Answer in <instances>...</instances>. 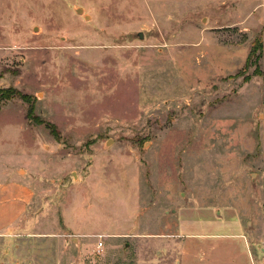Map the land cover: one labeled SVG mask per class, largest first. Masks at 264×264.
<instances>
[{
    "label": "rangeland",
    "instance_id": "rangeland-1",
    "mask_svg": "<svg viewBox=\"0 0 264 264\" xmlns=\"http://www.w3.org/2000/svg\"><path fill=\"white\" fill-rule=\"evenodd\" d=\"M0 89L29 98L1 105L0 158L36 194L0 264H180L220 220L262 232L264 0H0Z\"/></svg>",
    "mask_w": 264,
    "mask_h": 264
},
{
    "label": "crops",
    "instance_id": "crops-1",
    "mask_svg": "<svg viewBox=\"0 0 264 264\" xmlns=\"http://www.w3.org/2000/svg\"><path fill=\"white\" fill-rule=\"evenodd\" d=\"M23 167V162L10 166L8 158H0V241H7L18 227L29 226L31 219L26 218L35 216L36 194ZM218 225L228 231L210 235L208 259L203 248H196V261L191 262V250L197 243L182 237L180 264H264V225L261 233L247 231L238 222L220 220Z\"/></svg>",
    "mask_w": 264,
    "mask_h": 264
},
{
    "label": "trees",
    "instance_id": "trees-1",
    "mask_svg": "<svg viewBox=\"0 0 264 264\" xmlns=\"http://www.w3.org/2000/svg\"><path fill=\"white\" fill-rule=\"evenodd\" d=\"M14 97H19L23 101L29 100V98L27 96L20 94V92L14 90V89H6V90L0 89V108H1L2 103L6 102V101H10ZM32 112H33V108L30 107L28 110V116L29 117L31 116Z\"/></svg>",
    "mask_w": 264,
    "mask_h": 264
},
{
    "label": "built area",
    "instance_id": "built-area-1",
    "mask_svg": "<svg viewBox=\"0 0 264 264\" xmlns=\"http://www.w3.org/2000/svg\"><path fill=\"white\" fill-rule=\"evenodd\" d=\"M97 238L99 239L98 246L102 247L103 246V242H102L103 236H98Z\"/></svg>",
    "mask_w": 264,
    "mask_h": 264
},
{
    "label": "water",
    "instance_id": "water-1",
    "mask_svg": "<svg viewBox=\"0 0 264 264\" xmlns=\"http://www.w3.org/2000/svg\"><path fill=\"white\" fill-rule=\"evenodd\" d=\"M81 10H79L78 12H80ZM138 37L140 38V39H143V34L142 33H140V34H138ZM263 252H264V250H263Z\"/></svg>",
    "mask_w": 264,
    "mask_h": 264
}]
</instances>
